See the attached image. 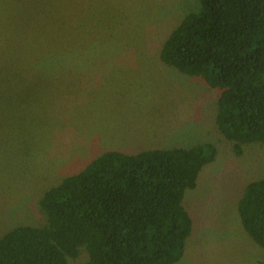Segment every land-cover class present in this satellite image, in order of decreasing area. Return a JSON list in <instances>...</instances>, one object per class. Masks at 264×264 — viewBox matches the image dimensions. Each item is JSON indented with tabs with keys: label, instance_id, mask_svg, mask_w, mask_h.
Instances as JSON below:
<instances>
[{
	"label": "rangeland",
	"instance_id": "1",
	"mask_svg": "<svg viewBox=\"0 0 264 264\" xmlns=\"http://www.w3.org/2000/svg\"><path fill=\"white\" fill-rule=\"evenodd\" d=\"M199 0H0V238L42 226L45 194L109 150L212 143L183 205L175 264H264L238 204L264 178V143L237 155L216 124L219 91L164 64L169 34ZM86 252L70 264H87Z\"/></svg>",
	"mask_w": 264,
	"mask_h": 264
},
{
	"label": "trees",
	"instance_id": "2",
	"mask_svg": "<svg viewBox=\"0 0 264 264\" xmlns=\"http://www.w3.org/2000/svg\"><path fill=\"white\" fill-rule=\"evenodd\" d=\"M174 29L161 61L219 91L216 124L240 155L264 143V0H199ZM212 143L191 148L109 150L51 188L42 226H19L0 238V264H175L184 257L193 220L183 205ZM238 213L264 248V178L250 183Z\"/></svg>",
	"mask_w": 264,
	"mask_h": 264
}]
</instances>
